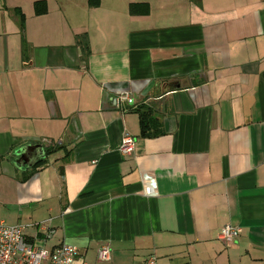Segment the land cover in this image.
<instances>
[{"label":"crops","instance_id":"obj_1","mask_svg":"<svg viewBox=\"0 0 264 264\" xmlns=\"http://www.w3.org/2000/svg\"><path fill=\"white\" fill-rule=\"evenodd\" d=\"M35 1L0 0V221L85 264H264V0Z\"/></svg>","mask_w":264,"mask_h":264},{"label":"built area","instance_id":"obj_2","mask_svg":"<svg viewBox=\"0 0 264 264\" xmlns=\"http://www.w3.org/2000/svg\"><path fill=\"white\" fill-rule=\"evenodd\" d=\"M125 99L132 103L131 96L125 92L119 94L118 102ZM134 148V138L125 134L121 140L120 152L124 155L131 154ZM238 226L226 224L218 237L225 243H231L240 234ZM97 259L100 262L110 259V248L107 243L97 248ZM85 264L79 260L77 246L62 242L52 249L37 246L24 234L23 226L19 224L9 225L0 221V264ZM145 264H155L154 257H149Z\"/></svg>","mask_w":264,"mask_h":264},{"label":"trees","instance_id":"obj_3","mask_svg":"<svg viewBox=\"0 0 264 264\" xmlns=\"http://www.w3.org/2000/svg\"><path fill=\"white\" fill-rule=\"evenodd\" d=\"M99 4V0H88V5L90 7H95L98 6ZM140 6H145L146 9V5L144 4H131L130 5V12L134 13L138 11V7ZM13 14L17 17L19 26L21 28H23L24 26V15L21 12L20 8L18 7H14L12 9ZM46 11V3L44 0H37L34 2V12L38 15V14H42ZM83 50L86 53L87 52V44L85 42V44H82ZM136 111L139 112V116H140V130H141V134L145 135V136H152V135H157L159 133H161L160 131L158 132H151L150 131V126H151V113L149 108L143 107V106H138L135 108ZM40 164V163H39Z\"/></svg>","mask_w":264,"mask_h":264},{"label":"rangeland","instance_id":"obj_4","mask_svg":"<svg viewBox=\"0 0 264 264\" xmlns=\"http://www.w3.org/2000/svg\"><path fill=\"white\" fill-rule=\"evenodd\" d=\"M20 1H25V0H20Z\"/></svg>","mask_w":264,"mask_h":264}]
</instances>
